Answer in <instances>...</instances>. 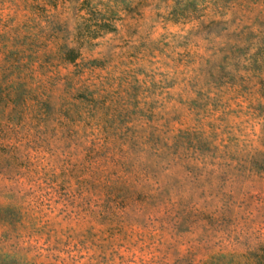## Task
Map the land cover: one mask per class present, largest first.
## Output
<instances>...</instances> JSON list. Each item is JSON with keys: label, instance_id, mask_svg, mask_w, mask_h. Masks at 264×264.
<instances>
[{"label": "rangeland", "instance_id": "obj_1", "mask_svg": "<svg viewBox=\"0 0 264 264\" xmlns=\"http://www.w3.org/2000/svg\"><path fill=\"white\" fill-rule=\"evenodd\" d=\"M0 264H264V0H0Z\"/></svg>", "mask_w": 264, "mask_h": 264}, {"label": "trees", "instance_id": "obj_2", "mask_svg": "<svg viewBox=\"0 0 264 264\" xmlns=\"http://www.w3.org/2000/svg\"><path fill=\"white\" fill-rule=\"evenodd\" d=\"M92 37H96L95 35ZM80 56V53L77 48H69L67 52L64 55V60L68 62H74L78 57Z\"/></svg>", "mask_w": 264, "mask_h": 264}]
</instances>
